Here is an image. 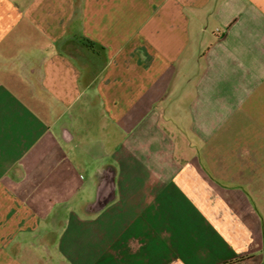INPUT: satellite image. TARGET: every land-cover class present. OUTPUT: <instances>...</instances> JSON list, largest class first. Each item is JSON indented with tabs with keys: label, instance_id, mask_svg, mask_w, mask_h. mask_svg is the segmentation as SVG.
Wrapping results in <instances>:
<instances>
[{
	"label": "crops",
	"instance_id": "obj_1",
	"mask_svg": "<svg viewBox=\"0 0 264 264\" xmlns=\"http://www.w3.org/2000/svg\"><path fill=\"white\" fill-rule=\"evenodd\" d=\"M0 264H264V0H0Z\"/></svg>",
	"mask_w": 264,
	"mask_h": 264
}]
</instances>
